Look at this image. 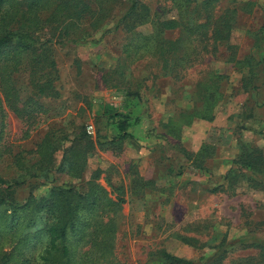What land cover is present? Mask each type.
Here are the masks:
<instances>
[{
  "label": "rangeland",
  "instance_id": "1",
  "mask_svg": "<svg viewBox=\"0 0 264 264\" xmlns=\"http://www.w3.org/2000/svg\"><path fill=\"white\" fill-rule=\"evenodd\" d=\"M86 1L99 6L104 27L89 40L55 48L60 94L42 98L49 112L30 127L5 107L0 175L24 176L26 183L15 187L16 199L41 198L53 182H77L45 172L48 165L38 163L35 149L50 127L71 134L83 128L94 141L83 181L96 178L123 205L115 264H167L163 250L192 264H249L250 256L264 264V248L251 245L264 240V164L252 171L235 162L242 143L264 155V0H219L216 18L223 14L232 22L228 40L181 79L146 57L132 64L125 81L115 70L126 34L114 24L132 0ZM140 1L152 15H177L170 0ZM200 1L193 0L190 10ZM175 30L165 36L179 37L181 29ZM217 73L222 78L209 84L215 105L204 112L197 84ZM26 82L27 75H21L24 100L31 94ZM109 106L125 114L135 139L109 142L120 132ZM62 155L57 149L50 167L58 166Z\"/></svg>",
  "mask_w": 264,
  "mask_h": 264
},
{
  "label": "trees",
  "instance_id": "2",
  "mask_svg": "<svg viewBox=\"0 0 264 264\" xmlns=\"http://www.w3.org/2000/svg\"><path fill=\"white\" fill-rule=\"evenodd\" d=\"M218 1L202 0L190 10L193 0H170L177 15L168 18L159 12L152 15L140 0H132L114 24L126 34L123 56L115 73L125 81L132 73V64L153 57L161 63L165 74L181 79L188 68L228 40L232 22L223 14L216 18ZM95 6L86 0H0L1 129L6 106L30 127L40 115L49 112L42 98L60 94L55 48L89 40L94 30H102L104 21L98 17L99 6ZM177 28L181 29L179 37L165 36ZM233 58L239 64L243 62ZM21 75H27L26 83L31 88L25 100L19 85ZM221 78L217 73L207 81H198L200 108L206 109L204 112L215 105L209 84ZM244 87L249 90L250 83L246 82ZM106 111L116 120L120 131L110 143L135 139L125 114L110 106ZM90 148H94V141L86 129L75 128L71 134L64 128H48L36 144L38 163H47V173L57 171L77 182H53L48 194L41 198L32 194L25 201L16 199L15 187L25 184L26 179L21 175L9 180L0 175V264H115L123 205L96 178L83 181ZM57 149L63 150L62 159L58 166L50 167L51 156ZM241 149L235 162L242 167L256 171L264 164L262 151L249 143H242ZM251 245L264 248V240L256 239ZM160 255L167 264L193 263L165 250ZM246 261L262 264L251 256Z\"/></svg>",
  "mask_w": 264,
  "mask_h": 264
}]
</instances>
